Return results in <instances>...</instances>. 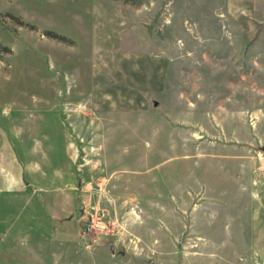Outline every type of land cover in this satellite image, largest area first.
Returning <instances> with one entry per match:
<instances>
[{"label":"rangeland","instance_id":"rangeland-1","mask_svg":"<svg viewBox=\"0 0 264 264\" xmlns=\"http://www.w3.org/2000/svg\"><path fill=\"white\" fill-rule=\"evenodd\" d=\"M0 153V264H264V0H0Z\"/></svg>","mask_w":264,"mask_h":264},{"label":"crops","instance_id":"crops-1","mask_svg":"<svg viewBox=\"0 0 264 264\" xmlns=\"http://www.w3.org/2000/svg\"><path fill=\"white\" fill-rule=\"evenodd\" d=\"M5 156V157H4ZM0 171L2 173V176L3 177H0V193H6V154H2L0 153ZM7 181H8V185H7V189L8 188H19L21 189L22 187V183H23V180H22V176L21 175H17V174H13V175H9V177L7 178ZM24 186H27V185H24ZM78 194L76 193L75 195L73 193H66L64 196H66V205H63V209L66 211V212H70V208L69 207H72L73 204L75 203L76 199H78L79 195L77 196ZM68 207V208H67ZM75 207V205H74ZM62 209V211H63ZM59 214H61V212L59 211V205H56L55 206V209H54V213H53V218H57L59 217ZM163 222H166L167 221V218L163 217L160 218ZM159 256H163V255H159ZM165 257L162 259L164 260Z\"/></svg>","mask_w":264,"mask_h":264},{"label":"trees","instance_id":"trees-1","mask_svg":"<svg viewBox=\"0 0 264 264\" xmlns=\"http://www.w3.org/2000/svg\"><path fill=\"white\" fill-rule=\"evenodd\" d=\"M125 1L132 4H140L141 2H143V0H125ZM5 50H9V49H6L5 47Z\"/></svg>","mask_w":264,"mask_h":264}]
</instances>
